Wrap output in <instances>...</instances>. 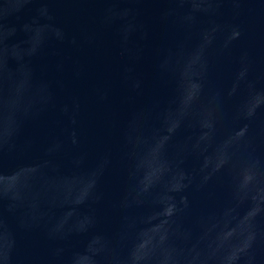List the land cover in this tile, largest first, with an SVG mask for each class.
<instances>
[{
	"label": "water",
	"instance_id": "1",
	"mask_svg": "<svg viewBox=\"0 0 264 264\" xmlns=\"http://www.w3.org/2000/svg\"><path fill=\"white\" fill-rule=\"evenodd\" d=\"M0 264H264V0H0Z\"/></svg>",
	"mask_w": 264,
	"mask_h": 264
}]
</instances>
